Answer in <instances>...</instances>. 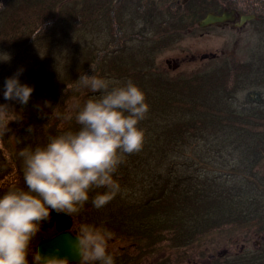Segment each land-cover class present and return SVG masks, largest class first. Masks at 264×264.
Wrapping results in <instances>:
<instances>
[{"label": "trees", "instance_id": "obj_1", "mask_svg": "<svg viewBox=\"0 0 264 264\" xmlns=\"http://www.w3.org/2000/svg\"><path fill=\"white\" fill-rule=\"evenodd\" d=\"M219 9L264 20V0H0L1 57L10 53L13 60L22 58L34 47L51 43L66 28L76 31L102 22L110 31L106 48L76 49L56 79L36 87L26 106L11 100L28 119L26 129L35 135L32 140H17V154L29 146H44L49 136L78 128L77 105L100 95L77 85L83 74L130 80L145 95L149 111L139 124L142 149L127 155L114 176L121 192L102 210L86 204L80 214L83 223L129 225L127 232L139 239L163 233L175 247L202 228L264 229V104L254 103V114L246 115L232 109L230 101L242 89L248 90L250 100V91L264 85V55L257 67L251 61L235 66L227 62L176 80L151 70L152 52L109 57L125 50L130 40H148L140 32L125 31L128 11L144 25L159 23V41L153 45L160 48L180 29ZM4 91L5 83L0 82V104ZM72 96L77 97L74 113L66 115ZM63 119L66 125L60 129ZM0 162L3 193L13 174L20 184L22 168L1 130Z\"/></svg>", "mask_w": 264, "mask_h": 264}, {"label": "clouds", "instance_id": "obj_2", "mask_svg": "<svg viewBox=\"0 0 264 264\" xmlns=\"http://www.w3.org/2000/svg\"><path fill=\"white\" fill-rule=\"evenodd\" d=\"M18 76L7 79L4 99L26 106L34 89L22 85ZM76 82L100 95L77 105L76 130L49 136L44 146L19 152L22 184L13 182L0 194V264H71L60 248L43 253L33 246L53 212L73 220L69 243L78 264H116L110 251L113 233L75 221L86 204L102 210L121 192L114 176L127 155L141 151L144 134L139 124L149 106L130 80L121 85L83 74ZM9 113L7 105H0V121ZM56 115L54 111L53 118Z\"/></svg>", "mask_w": 264, "mask_h": 264}, {"label": "rangeland", "instance_id": "obj_3", "mask_svg": "<svg viewBox=\"0 0 264 264\" xmlns=\"http://www.w3.org/2000/svg\"><path fill=\"white\" fill-rule=\"evenodd\" d=\"M186 1L184 0V2ZM126 18L125 31L127 33L140 32L148 40H130L125 50L109 57L123 59L131 53L139 54V52H143V54H147L152 52L150 57L152 62L154 61V67L151 70L167 75L172 80L203 74L211 68L220 67L227 62L231 66H235L236 64L251 61L257 67L261 63L260 57L264 55V20L257 16L256 19L249 20L242 26H237L236 23L239 20H235L234 22L214 24L202 28L199 26L201 19L197 23L187 25L185 30L180 29L179 32L172 35V39L167 44L160 48L153 45V43L156 44L159 41V23L152 22L151 25H144L143 20L135 16L132 11L126 12ZM56 37L51 39V43L34 47L22 58L13 60L10 53L0 56V82L6 83L7 79L17 76L19 73L18 78L22 85L32 87L34 91L38 86L43 88L51 80L56 79L63 67L70 63L69 56L76 53V49L85 51L87 49L86 46H90L100 51L106 48L110 40V31L104 23L98 22L86 25L76 31L66 28L63 33L60 32ZM103 79L121 85L125 83L123 79L116 80L106 76H103ZM254 88L250 91V100L248 90L243 89L231 97L232 109L248 115L253 113L252 106H254V103L263 105L264 85ZM76 100V96L69 98L64 110L66 115L74 113L73 107ZM0 105H7L10 112L5 120L0 121V130L3 134H6L13 153L19 157L16 151L17 140L21 142L32 140L35 135L32 131H29L30 128L26 129L28 119L16 108L15 103L4 100ZM174 112L180 113V110ZM65 125L66 122L63 119L59 122L58 127L61 129ZM6 154L9 157V153ZM19 161V165L22 168V159L20 157ZM18 178H16V174L8 177L7 185L13 182L17 183ZM19 180H21L20 184H22V178ZM231 181L233 182V180ZM0 194L2 193L0 192ZM86 212L89 215L88 209H86ZM52 215L61 220V223L66 224V226L72 220V218L63 214L53 212ZM71 222L73 223V220ZM75 222L82 223L80 215ZM93 224L96 225V223ZM97 226L108 227L107 229L109 230L112 229L109 227L113 225L97 224ZM123 233L130 234L126 238L121 237L124 240L137 239L131 232H127V229ZM149 236L150 238L145 240L156 241V246L160 247L158 255H162L164 250L170 251L172 264H191L186 259L180 261V258H182L181 251L184 248L188 251L186 254L188 259L190 258L194 262L199 261V258L202 257L204 261L206 260L208 247L219 249L220 251L227 248L231 257L235 255L236 264H243L247 257H249V260L252 258L251 261H254L255 264H264V229L259 230L256 225L233 228L223 227L222 229L202 228L190 241H183L184 243L180 247L173 246L166 234L152 233Z\"/></svg>", "mask_w": 264, "mask_h": 264}, {"label": "flooded vegetation", "instance_id": "obj_4", "mask_svg": "<svg viewBox=\"0 0 264 264\" xmlns=\"http://www.w3.org/2000/svg\"><path fill=\"white\" fill-rule=\"evenodd\" d=\"M71 221L70 223H67L66 226V224L61 223V220H58L55 216L51 215L50 222L44 223L42 226V232L38 234V237L33 241V246L39 247L40 249V245L45 244L49 239H52L61 233H69L73 226ZM127 227V225H113L109 227L118 229L119 231L118 233L111 231L113 233V238L110 241V251H112L115 256L116 264H172V256L169 250H164L162 255H158L160 247L156 246V241L139 238L135 240L122 239L130 235L129 233L125 234L121 232ZM206 252V260L203 261L204 258L200 257L199 261L193 262L190 258L188 259V257H186L188 251L184 248L183 251H181L182 258H180V261L186 259L191 264H236L235 255L231 257L227 248L220 251L219 249L208 247ZM251 259L252 258L249 260V257L245 258L243 264H255ZM71 264H78V261H71Z\"/></svg>", "mask_w": 264, "mask_h": 264}, {"label": "water", "instance_id": "obj_5", "mask_svg": "<svg viewBox=\"0 0 264 264\" xmlns=\"http://www.w3.org/2000/svg\"><path fill=\"white\" fill-rule=\"evenodd\" d=\"M256 19V15H238L234 9L222 10L219 9L217 12H210L206 15L204 19L199 22V26L204 28L214 24H222L226 22H234L237 26H242L249 20ZM69 233H61L52 239L46 241L45 244L40 245V250L43 253H48L56 248L61 249V255L68 257L71 261H78V257L73 254L72 248L69 243Z\"/></svg>", "mask_w": 264, "mask_h": 264}, {"label": "bare ground", "instance_id": "obj_6", "mask_svg": "<svg viewBox=\"0 0 264 264\" xmlns=\"http://www.w3.org/2000/svg\"><path fill=\"white\" fill-rule=\"evenodd\" d=\"M222 10H229V9H222ZM231 10V9H230Z\"/></svg>", "mask_w": 264, "mask_h": 264}]
</instances>
